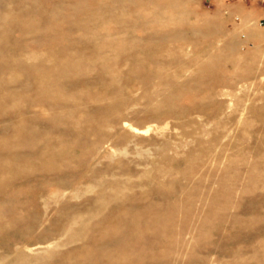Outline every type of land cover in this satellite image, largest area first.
Here are the masks:
<instances>
[{"label":"rangeland","instance_id":"rangeland-1","mask_svg":"<svg viewBox=\"0 0 264 264\" xmlns=\"http://www.w3.org/2000/svg\"><path fill=\"white\" fill-rule=\"evenodd\" d=\"M186 1L188 10L156 28L162 34L172 29L189 34L188 28L196 27L205 32L197 47L187 35L184 43L162 42L154 56L116 61L123 71L144 66L141 77L158 71L162 81L176 82L179 92L161 87L157 78L146 87L138 80L129 82L125 72L108 85L113 72L102 70L107 63L91 55L69 59L48 51L29 59L37 65L32 71L0 72V125L10 117L14 123L41 118L27 125L38 127L37 138L51 153L41 159L0 157V197L21 190L18 199L27 202L33 196L23 189L42 186L34 196L41 209L37 226L29 240L5 229L0 264L58 263L63 251L80 242V225L102 220L111 206L86 208L85 200L102 186L108 191L113 182L140 207L154 200L166 215L158 252L146 255L142 264H264V4ZM9 5L0 7V32L16 14ZM128 15L135 17L132 9ZM210 62L213 70L207 67ZM65 63L78 66L62 73ZM100 72L101 81L95 79ZM166 97L170 103L161 102ZM103 103L116 105L127 123L122 119L110 125V120L97 134L84 111ZM169 110L177 116L155 117L157 111ZM33 136L28 129L21 131L11 149L27 150L25 139ZM92 168L96 172L89 175ZM66 169L76 172L67 184L57 185L52 171ZM66 202L81 206L67 214L71 222L39 237ZM5 205L11 208V202ZM31 217L24 215L26 221Z\"/></svg>","mask_w":264,"mask_h":264},{"label":"bare ground","instance_id":"bare-ground-1","mask_svg":"<svg viewBox=\"0 0 264 264\" xmlns=\"http://www.w3.org/2000/svg\"><path fill=\"white\" fill-rule=\"evenodd\" d=\"M133 3L135 7L132 6ZM8 5L14 7L16 14L6 22L0 32V72L32 71L37 65L30 63L29 59L45 57L48 51L71 57L69 59L91 55L96 58L95 61L107 63L102 66V70L113 72V78L107 80L108 85L118 73L125 72L129 82L138 80L143 87H146L157 78L159 81L156 82L161 87L167 85L173 92H179L180 86L176 82L162 81L163 77L158 71L150 70L141 77L138 73L144 69V66L134 65L123 71L117 66L116 61L120 58L124 61H134L154 56L158 54L156 47L162 42L168 40L184 43L188 41L187 35L193 37L190 42L197 47V39L205 33L193 26L188 28L189 34H184L179 29H172L169 33L163 34L157 30L158 25H168L177 18L176 14L188 10L186 0H0V7ZM131 9L135 13L134 18L128 15ZM253 34L262 36L263 33L255 31ZM61 66L59 70L67 73L73 66L78 65L65 63ZM207 67L213 70L214 62L212 64L210 62ZM95 79L101 81V72ZM10 80H6L5 84ZM216 82L217 79L211 85ZM169 100L171 101V98L166 97L161 102L167 104L170 103ZM84 112L86 121L97 134H101L110 120L112 121L110 125H113L124 119L122 112L118 111L113 103L95 104L93 109ZM173 113L172 110L157 111L155 117L160 118L163 114L176 117L177 115ZM10 118L8 124L0 125V157H10L14 160L51 156L48 145H42L41 139L37 138L38 127L34 124L27 125L41 118L25 119L20 123H14L13 118ZM124 120L127 123V120ZM10 129L14 131L12 135L8 134ZM26 129L34 134L33 137L25 139L29 148L25 151L11 149L13 137ZM86 131V127L81 129V134ZM122 165L121 163V167ZM75 172L67 169L52 171L57 185L67 184L71 180L69 176ZM95 172L96 168H92L89 175H94ZM112 185L108 191L102 186L100 193L85 200L86 208L99 204L103 210L111 206L104 213L102 220L91 222L89 225H80L82 233L80 242L63 251L61 260L56 264H142L146 255L158 252L160 235H163L164 231L162 224L166 220L162 206L153 200L140 207L138 202L133 201L135 199L132 195L124 193L121 185L115 182ZM41 189L42 186L36 185L28 190L23 189V192L33 196L27 202L18 199L21 190L0 197L2 199L0 235L5 229L10 228L13 229L11 236L25 237L29 240L30 232L37 226V214L41 212L38 201L34 199L35 193L40 192ZM5 201L11 202V208L5 207ZM80 208L79 203L72 202L57 207L55 215L50 218L52 225L45 226L39 237L51 236L54 227H61L71 222L67 214H75ZM172 211L173 208L168 209L167 215L169 216ZM44 212H48V209ZM25 213L32 214L30 220H25ZM149 231L157 232L159 235L149 237Z\"/></svg>","mask_w":264,"mask_h":264},{"label":"built area","instance_id":"built-area-1","mask_svg":"<svg viewBox=\"0 0 264 264\" xmlns=\"http://www.w3.org/2000/svg\"><path fill=\"white\" fill-rule=\"evenodd\" d=\"M257 1H259V2H261V3H263V4H264V0H257ZM262 22H264V21H262Z\"/></svg>","mask_w":264,"mask_h":264}]
</instances>
